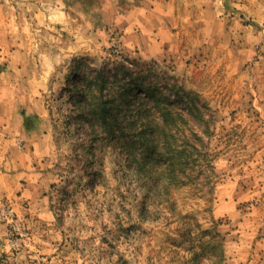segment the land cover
Wrapping results in <instances>:
<instances>
[{
    "label": "rangeland",
    "instance_id": "rangeland-1",
    "mask_svg": "<svg viewBox=\"0 0 264 264\" xmlns=\"http://www.w3.org/2000/svg\"><path fill=\"white\" fill-rule=\"evenodd\" d=\"M116 79L182 111L189 182L79 108ZM0 264H264V0H0Z\"/></svg>",
    "mask_w": 264,
    "mask_h": 264
},
{
    "label": "trees",
    "instance_id": "trees-1",
    "mask_svg": "<svg viewBox=\"0 0 264 264\" xmlns=\"http://www.w3.org/2000/svg\"><path fill=\"white\" fill-rule=\"evenodd\" d=\"M114 81L121 90L112 92L106 85H102L98 89L100 95L94 102L88 101L90 91L81 88L79 108L87 114L99 115L109 132L115 133L116 129H120L123 135L127 134L122 146L144 171L149 169V182L160 184L165 190L173 184L189 182L186 178L192 176L191 172L200 163L204 152L195 142L190 141L187 134L181 133L184 125L176 113L181 114L182 111L176 109L180 112H175L173 99L156 96L151 86L144 87L142 83L134 85L131 80L124 83L118 79ZM128 91H133V96L126 99L122 95ZM143 92L147 99L139 101L136 106L133 97L141 96ZM119 93L122 99L117 102ZM150 97L153 99L150 100ZM181 100L184 101V98ZM186 105L188 112L192 113L193 107L189 103Z\"/></svg>",
    "mask_w": 264,
    "mask_h": 264
}]
</instances>
